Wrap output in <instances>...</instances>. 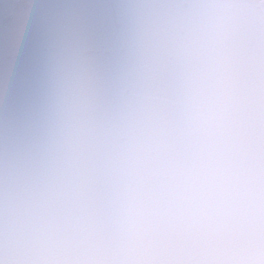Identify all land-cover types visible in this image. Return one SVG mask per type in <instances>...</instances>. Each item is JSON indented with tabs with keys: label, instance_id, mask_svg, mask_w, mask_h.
Returning a JSON list of instances; mask_svg holds the SVG:
<instances>
[{
	"label": "clouds",
	"instance_id": "9594fccd",
	"mask_svg": "<svg viewBox=\"0 0 264 264\" xmlns=\"http://www.w3.org/2000/svg\"><path fill=\"white\" fill-rule=\"evenodd\" d=\"M0 264H264V0H0Z\"/></svg>",
	"mask_w": 264,
	"mask_h": 264
}]
</instances>
